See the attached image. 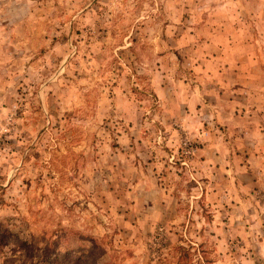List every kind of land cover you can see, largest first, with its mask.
<instances>
[{"label":"rangeland","instance_id":"1","mask_svg":"<svg viewBox=\"0 0 264 264\" xmlns=\"http://www.w3.org/2000/svg\"><path fill=\"white\" fill-rule=\"evenodd\" d=\"M231 10L260 73L264 0H0V264H264V90L173 116Z\"/></svg>","mask_w":264,"mask_h":264},{"label":"crops","instance_id":"2","mask_svg":"<svg viewBox=\"0 0 264 264\" xmlns=\"http://www.w3.org/2000/svg\"><path fill=\"white\" fill-rule=\"evenodd\" d=\"M235 13L234 10L228 11L226 24L227 26L237 25V27L231 28L230 32H224V29L219 31L213 29V32L206 36L203 49L200 51L201 57H203L201 61L194 59L197 52L190 56L184 53L187 57L183 59L181 68L188 72V77L181 81L178 80L182 82L178 86L181 89L183 87L188 96L186 94L185 98L187 99L183 101L178 97L174 106L176 112L181 113L179 116L173 115L174 118L179 117L176 121L182 122L184 126L190 127L193 115L191 106L194 101L197 103V108L199 105L197 113L219 115L224 112L229 124H232L231 121L235 122V118L239 119L238 127L237 123L233 126L240 128L242 125L244 130L241 129V131H246L249 126L246 125L247 113L249 115L250 112L247 109L251 105L254 107L255 104L248 101L246 103L249 105L245 106L239 95L241 91L264 90V70L257 74H250L252 72V63L249 61L252 56L250 50L243 49L239 52L229 46L227 40L241 44V42H247L246 39H248V37L245 38L244 30L241 27V18L236 17ZM232 19H237V21ZM212 91H217L215 100L208 98ZM185 92L182 91L184 96ZM190 97L194 99H190Z\"/></svg>","mask_w":264,"mask_h":264}]
</instances>
